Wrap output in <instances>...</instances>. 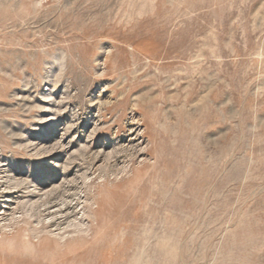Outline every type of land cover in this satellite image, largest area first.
I'll list each match as a JSON object with an SVG mask.
<instances>
[{"label": "rangeland", "instance_id": "1", "mask_svg": "<svg viewBox=\"0 0 264 264\" xmlns=\"http://www.w3.org/2000/svg\"><path fill=\"white\" fill-rule=\"evenodd\" d=\"M0 264H264V0H0Z\"/></svg>", "mask_w": 264, "mask_h": 264}, {"label": "bare ground", "instance_id": "2", "mask_svg": "<svg viewBox=\"0 0 264 264\" xmlns=\"http://www.w3.org/2000/svg\"><path fill=\"white\" fill-rule=\"evenodd\" d=\"M4 214V213H3Z\"/></svg>", "mask_w": 264, "mask_h": 264}]
</instances>
